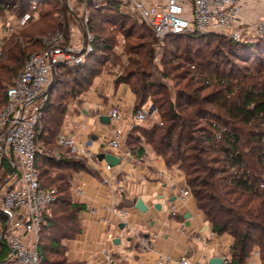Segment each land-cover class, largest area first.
<instances>
[{
  "label": "trees",
  "instance_id": "trees-1",
  "mask_svg": "<svg viewBox=\"0 0 264 264\" xmlns=\"http://www.w3.org/2000/svg\"><path fill=\"white\" fill-rule=\"evenodd\" d=\"M50 1L58 2L0 0V11H14L18 18H23L33 5V9H37L38 4H49ZM80 4L86 10L83 14L90 16L85 28L94 36L93 51L84 63L60 68L54 85L48 90L47 100L42 103L35 128L40 147L36 160L39 180L43 188L54 189L56 193V200L45 213L40 236L38 249L43 255L42 264H81L68 262L63 255L64 247L55 245L51 248L45 243V237L49 233L55 243L57 239L73 238L80 231L78 213L84 206L72 202L70 187L74 173L87 167L84 160L69 155L60 147L59 134L67 101L92 85L102 71L98 67L102 55L113 49L107 45L111 39L93 31V18L107 24L111 33L119 31L123 38L128 37L123 21L125 8H121L120 3L104 1L95 7L92 1L80 0ZM54 7L55 11L44 7L46 9L39 13L37 21H33L34 16H28L20 34L13 35L14 32L6 41L0 59V110L7 103L6 88L15 82L26 60L32 53L45 48L43 37L58 31L69 37L72 27L82 24L64 2L56 3ZM143 25L157 39L153 51L160 48L167 67L163 77L171 82L149 81L145 59L127 60L128 66L136 69L118 77L116 82L131 86L136 95L134 112L147 105L151 98L163 122L160 125L153 121L146 129L136 127L129 134L128 144L131 148L141 144L142 140L136 134L139 131L144 142L165 160L167 166L178 165L185 173L186 184L196 198L198 208L212 224L213 231L232 237L231 264H246L254 247H259L264 264V192L246 191L241 182L232 179L227 167L228 158L222 151L225 142L230 141L227 135L233 133L242 154L247 148L250 151L244 155V160H250L253 169L264 173V39L245 43L228 35L196 32L170 35L160 42L152 28ZM216 36H219L218 44L206 49H188L180 53L179 45L175 44L183 39L212 44L206 40ZM169 43L176 45L175 49H168ZM134 50L135 47L128 45L126 54L131 55ZM98 52L102 54L100 57H96ZM242 65L244 71L240 70ZM252 66L257 67L255 71H250ZM132 79H135L133 84ZM63 84L65 96L62 95L56 104L52 100L57 87ZM213 122L227 130L225 141H216ZM52 149L61 154L60 159L50 153ZM13 170L11 167L10 171ZM0 216L5 218L1 211ZM51 230L55 238L51 236ZM2 240L5 242L4 238ZM4 242L0 243L2 258L10 255L9 249L8 252L4 250Z\"/></svg>",
  "mask_w": 264,
  "mask_h": 264
},
{
  "label": "built area",
  "instance_id": "built-area-1",
  "mask_svg": "<svg viewBox=\"0 0 264 264\" xmlns=\"http://www.w3.org/2000/svg\"><path fill=\"white\" fill-rule=\"evenodd\" d=\"M92 1L99 7L104 1L118 2L140 23L152 28L159 41L170 35L185 33H219L228 35L235 41L254 42L264 39V16L251 20L246 16L248 0H85ZM86 13L85 19H88ZM28 15L20 23L24 24ZM16 27L4 24L0 15V59L4 55L5 43L15 32ZM94 36L86 30L83 38H76L74 34L66 37L58 31L43 37L45 48L32 53L26 60L15 82L6 88L7 103L0 110V159L7 158L11 167L19 174L17 184L9 189L2 198L0 211L7 221L2 238L10 251V258L14 264H42L43 255L39 252V242L45 213L56 200L54 189L43 188L39 180L37 155L40 147L37 143L36 125L41 116L43 101L47 100V93L56 75L62 67H75L84 63L93 51ZM152 105L147 104L134 112L133 120L128 125L132 131L143 126L149 118L162 125L158 109L155 107L149 113ZM110 118L119 121L122 113L118 107L110 111ZM215 128V139L221 143L225 141L227 130L221 124L212 123ZM114 137L108 142V149L116 152V157L122 161H132L133 153L127 148L126 131L122 127L113 130ZM229 142H225L223 153L228 158L227 167L232 179L241 182L246 191L264 192V173L252 168L250 160H244L249 149L244 153L237 147V139L233 133L227 135ZM239 144V143H238ZM59 145L68 151L69 155L85 161L87 165H95L98 155L86 143H78L67 133L59 134ZM223 147V146H222ZM54 156L61 158L55 151ZM145 157L134 160L141 162ZM107 171L114 166L106 163ZM107 181V179H106ZM125 180L116 184L117 194L125 192ZM191 192L186 184L178 191L177 199L183 201ZM107 209V208H105ZM121 223L128 228V209L117 210ZM93 212L96 210L93 209ZM169 214L178 216V206L172 202ZM130 236L136 241L141 253L155 252L156 234L144 235L140 231L129 228ZM216 233L211 231L209 237ZM196 239L205 241L206 236L198 234ZM157 264H193L186 258H173L157 252ZM104 258L108 264H118L117 259L109 250L104 251ZM224 264H231V252L221 257ZM196 264H203L199 261ZM248 264H262L259 247H254Z\"/></svg>",
  "mask_w": 264,
  "mask_h": 264
},
{
  "label": "crops",
  "instance_id": "crops-1",
  "mask_svg": "<svg viewBox=\"0 0 264 264\" xmlns=\"http://www.w3.org/2000/svg\"><path fill=\"white\" fill-rule=\"evenodd\" d=\"M257 1L248 0L246 16L251 20L264 16V8L256 7ZM117 78L118 75L112 71L103 69L87 90L69 99L61 132L67 133L78 143H86L97 155L116 154L108 149L107 144L114 137L113 130L122 127L126 131L124 140L126 138L127 148L132 151L134 159L145 157L146 160L122 161L112 171H107L106 160L98 159L95 165L86 164L87 169L75 172L70 196L72 202L84 206L78 213L80 231L73 238L57 239L55 243L47 233L45 243L51 248L62 245L65 259L81 264H108L104 258L106 250L113 253L118 264H157V252L176 259L186 258L193 264L199 261L210 264L211 258L222 257L230 251L232 237L228 234L209 237L213 231L212 224L198 208L193 193L190 192L183 201L176 198L179 189L186 186L185 173L178 165L167 166L165 160L144 142L139 131L136 134L141 138V144L130 147L128 139L131 131L128 125L133 120L136 95L129 84L117 83ZM113 107L120 109L121 120H103L110 117ZM145 125L140 128H148ZM10 169L9 159H0V207L4 194L18 182L19 174ZM122 180H125V192L117 194L114 189ZM139 198L147 206L146 212L136 207ZM172 202L178 206L176 217L169 214ZM157 204L162 206L160 210L156 208ZM113 207L117 210L128 209V228L120 229L118 214L110 210ZM6 225V219L0 216V243L4 242L2 234ZM130 227L144 235L156 234L155 252L141 253L130 236ZM198 234L205 235V241L197 240ZM51 236L55 238L53 230ZM115 240L120 242L114 243ZM4 244V250L8 252ZM0 264L14 262L8 255L0 257Z\"/></svg>",
  "mask_w": 264,
  "mask_h": 264
},
{
  "label": "rangeland",
  "instance_id": "rangeland-1",
  "mask_svg": "<svg viewBox=\"0 0 264 264\" xmlns=\"http://www.w3.org/2000/svg\"><path fill=\"white\" fill-rule=\"evenodd\" d=\"M58 2L50 1L49 4L42 3L38 4L37 9L33 5L32 8L28 12V16H34L33 21H37L39 19V13L41 11H45L46 8L49 7L50 11H55L54 5L56 3H62L64 2L67 6V8L72 11L82 22L79 25L75 24L72 27V31L70 33L74 34L76 38H79L80 41L84 36V33L86 30H89L86 27V24L88 23V20H90V16H88V19H84L86 10H84L83 6L80 4V0H57ZM256 7H260L262 10L264 7L262 6L264 3V0H258L256 2ZM35 4V3H34ZM37 5V4H36ZM59 7V6H58ZM121 8H123V5H121ZM125 10V16L123 17V21H125L126 26L125 29H127L128 37L123 38L121 34H119V31L112 32L110 31V28L107 24H105L103 21L98 22L96 18H93V22L91 23L94 26L93 31L96 33V35H101L102 37L111 39L110 43H108V46L113 47V49L106 52V54H99V52L96 54V57H100L102 55L101 61L102 63L99 68L110 70L118 77L126 75V73L129 70H133L136 68H133L134 66H128L126 63L128 59H131L132 61H141L145 59V71L149 75V81L152 82H166L170 84V80L163 77V72L166 71V62L164 61V56L161 54L160 48L158 47L157 50L154 52V46L157 45V39L154 37L152 31L145 27L143 24H140L126 9ZM264 10V9H263ZM0 15L2 17L4 24H11L16 27L15 33L13 35H19L20 32L25 28L24 24L20 23V20L22 18H18L14 11L7 10L6 12L0 11ZM117 19V18H116ZM115 19V20H116ZM27 26V25H26ZM119 26V25H118ZM90 31V30H89ZM219 36H216L215 38H210L206 40V42L209 43H199L198 41H186V39H183L181 41H178L175 43L176 45H179L178 51L180 53H183L185 50L192 49L193 51L199 50V49H206L211 48L218 44ZM94 42V41H93ZM161 42V41H160ZM223 42V41H221ZM130 45L131 47H135L134 52L130 54H126V48ZM176 45L169 43L168 49H175ZM225 46V45H224ZM150 50H152L150 52ZM148 54V56H147ZM240 65V64H239ZM128 66V70H126ZM243 65L241 66L240 70L244 71ZM257 67L252 66L250 67V71L256 70ZM264 73V72H262ZM65 81L64 79H62ZM135 82V79L131 80V84ZM66 84V82L64 83ZM60 85L57 87V92L55 94V98H53V102L58 104V101H60L62 95L65 96L64 92V86ZM148 104L154 105L151 98L148 99ZM153 118H149L148 121L145 123L146 127H150L153 123ZM53 151V152H52ZM50 153H55V149H52Z\"/></svg>",
  "mask_w": 264,
  "mask_h": 264
},
{
  "label": "water",
  "instance_id": "water-1",
  "mask_svg": "<svg viewBox=\"0 0 264 264\" xmlns=\"http://www.w3.org/2000/svg\"><path fill=\"white\" fill-rule=\"evenodd\" d=\"M54 85V81L52 82L50 88H52V86ZM155 105H152L149 113L152 114V112L154 111L155 109ZM103 120H106L107 122L110 121V117H105V119L103 118ZM98 159L99 160H103L105 159L106 162L111 165V166H117L120 164V159L118 157H116L113 153H102V154H99L98 155ZM136 207L138 209H140L141 211L143 212H146L147 211V206L145 205L144 201L142 200V198H139L136 200ZM156 208L157 209H161L162 206L160 204H157L156 205ZM120 229H124L125 228V224L124 223H121L119 225ZM120 241L119 240H115L114 243H119ZM209 263L210 264H224L223 262V259L221 257H215V258H211L209 260Z\"/></svg>",
  "mask_w": 264,
  "mask_h": 264
}]
</instances>
